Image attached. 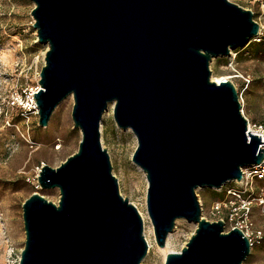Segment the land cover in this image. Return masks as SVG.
Wrapping results in <instances>:
<instances>
[{"label":"water","instance_id":"95a60500","mask_svg":"<svg viewBox=\"0 0 264 264\" xmlns=\"http://www.w3.org/2000/svg\"><path fill=\"white\" fill-rule=\"evenodd\" d=\"M47 45L33 93L38 125L71 95L77 150L43 164L42 189L22 203L17 264H140L148 244L137 207L119 191L100 124L112 106L136 137L131 161L145 172L146 210L164 246L179 218L196 228L162 264H242L251 252L237 227L201 214L195 190L218 189L262 160L264 141L241 111L235 85L211 79L209 62L256 41L251 9L231 0H31Z\"/></svg>","mask_w":264,"mask_h":264},{"label":"rangeland","instance_id":"374dc122","mask_svg":"<svg viewBox=\"0 0 264 264\" xmlns=\"http://www.w3.org/2000/svg\"><path fill=\"white\" fill-rule=\"evenodd\" d=\"M231 1L253 11L254 19L260 25L257 38L264 37V0ZM33 6L31 0H0V264H17L19 259L25 240L23 201L35 191L53 202L58 201L57 187L42 189L34 186L36 167L43 164L58 166L77 150L81 138L80 130L73 126L71 118V95L55 107L45 127L38 125V114L34 109L24 111L12 102V95L27 99L29 93L39 87V71L47 45L37 40L30 14ZM250 47L236 48L229 56L211 59L209 69L213 81L233 82L241 96V111L249 124L264 126V51L255 53ZM100 130L101 143L109 153L121 195L127 197L144 217L143 233L146 231L149 243L140 264H162L167 252L179 251L185 245L196 223L177 219L170 232L169 246L164 251L165 246H159L155 241L146 210L145 173L131 161L137 143L133 131L116 126L111 105L102 116ZM195 192L202 216L214 221L208 213L209 205L212 200L224 196L223 190L199 187ZM253 221L264 234V212L256 205ZM229 229L230 223L225 221L224 230ZM242 264H264V238L251 247Z\"/></svg>","mask_w":264,"mask_h":264},{"label":"built area","instance_id":"2783aa9c","mask_svg":"<svg viewBox=\"0 0 264 264\" xmlns=\"http://www.w3.org/2000/svg\"><path fill=\"white\" fill-rule=\"evenodd\" d=\"M259 39L256 38V41ZM33 93L35 91L30 92L27 99L17 94L12 95V102L17 103L24 111L34 109L37 113ZM248 125L250 129L253 128L251 131L258 137L260 135V140L264 141V126ZM40 169L41 166L36 167V175L39 174ZM34 186L39 187L37 177L34 179ZM215 190H223L224 196L212 200L209 205L208 213L215 218L214 221L222 219L230 223V229L234 227L240 229L249 240L250 247L260 243L264 234L263 230L254 224L253 210L256 205L264 212V151L260 163L242 168L240 180H234Z\"/></svg>","mask_w":264,"mask_h":264},{"label":"trees","instance_id":"16d2710c","mask_svg":"<svg viewBox=\"0 0 264 264\" xmlns=\"http://www.w3.org/2000/svg\"><path fill=\"white\" fill-rule=\"evenodd\" d=\"M253 17H254V14H253ZM248 45L251 46L250 48L253 49L255 53H261L264 51V37H260L258 41H252Z\"/></svg>","mask_w":264,"mask_h":264},{"label":"bare ground","instance_id":"6f19581e","mask_svg":"<svg viewBox=\"0 0 264 264\" xmlns=\"http://www.w3.org/2000/svg\"><path fill=\"white\" fill-rule=\"evenodd\" d=\"M211 79H212V77H211ZM213 80V79H212ZM224 81H226V80H224ZM231 81V80H230ZM220 82H222V81H220ZM232 82V81H231ZM218 83V82H217ZM233 83V82H232ZM101 125V124H100ZM130 127H128L127 128V130L128 131H131L130 129H129ZM252 130H253V128H251ZM126 130V129H125ZM137 165V164H136ZM137 167L140 169V170H142L143 171V169L139 166V165H137ZM144 172V171H143ZM145 173V172H144ZM139 212L141 213V216H142V218H143V221H144V217H143V214H142V212L139 210ZM177 221V220H176ZM175 221V222H176ZM145 233V237H146V240H147V242L149 243V240H148V238H147V236H146V231L144 232ZM169 236H170V233L167 235V238H166V242H165V247H164V251H166V249L168 248V246H169Z\"/></svg>","mask_w":264,"mask_h":264}]
</instances>
